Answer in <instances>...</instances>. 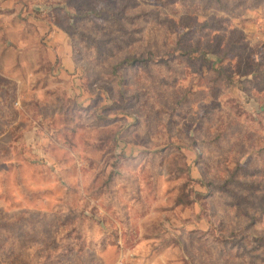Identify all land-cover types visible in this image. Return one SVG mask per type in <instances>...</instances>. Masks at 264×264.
Listing matches in <instances>:
<instances>
[{"label":"rangeland","instance_id":"374dc122","mask_svg":"<svg viewBox=\"0 0 264 264\" xmlns=\"http://www.w3.org/2000/svg\"><path fill=\"white\" fill-rule=\"evenodd\" d=\"M0 264H264V0H4Z\"/></svg>","mask_w":264,"mask_h":264},{"label":"trees","instance_id":"16d2710c","mask_svg":"<svg viewBox=\"0 0 264 264\" xmlns=\"http://www.w3.org/2000/svg\"><path fill=\"white\" fill-rule=\"evenodd\" d=\"M125 62L128 63V64H130L131 66H135L136 64L146 65L147 62H148V60H144L142 58H134V57H132L130 59H127ZM201 183H202L203 186L206 187V184H204L202 181H201ZM197 196L202 197L203 195L197 193ZM249 218H251L252 220H254V216L249 217Z\"/></svg>","mask_w":264,"mask_h":264},{"label":"crops","instance_id":"0c3cea01","mask_svg":"<svg viewBox=\"0 0 264 264\" xmlns=\"http://www.w3.org/2000/svg\"><path fill=\"white\" fill-rule=\"evenodd\" d=\"M4 0H0V4H3Z\"/></svg>","mask_w":264,"mask_h":264}]
</instances>
